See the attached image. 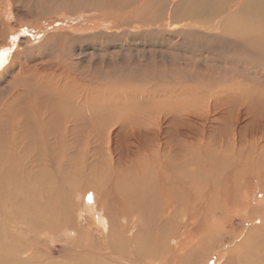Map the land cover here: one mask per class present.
I'll return each mask as SVG.
<instances>
[{
  "label": "bare ground",
  "instance_id": "1",
  "mask_svg": "<svg viewBox=\"0 0 264 264\" xmlns=\"http://www.w3.org/2000/svg\"><path fill=\"white\" fill-rule=\"evenodd\" d=\"M114 1L0 62V264H264V0Z\"/></svg>",
  "mask_w": 264,
  "mask_h": 264
},
{
  "label": "rangeland",
  "instance_id": "2",
  "mask_svg": "<svg viewBox=\"0 0 264 264\" xmlns=\"http://www.w3.org/2000/svg\"><path fill=\"white\" fill-rule=\"evenodd\" d=\"M0 1L4 4L6 3L5 12H4V15H2V17H3L2 18L3 20L1 22L2 24L0 23V62L9 59L11 57V55H13V54L22 55L23 54L22 52L24 51L23 50L24 47L29 45V44H30L29 46H35V45L40 44V42L44 39V35H46L48 33V31L49 32L55 31L56 28L57 29L60 28L59 30H61V29L68 30L70 28L69 31L71 30V28H73V30H74L77 28V26H79V25L81 26V24L83 23V19L85 17H86L85 20H89V18H87L89 15L90 16L92 15L94 17L95 15L101 16V13L102 14L107 13L108 17L110 15V18H111V16L112 17L114 16L111 12L112 9H115L117 5H120V3L116 4V2L114 0H97V5L94 8L84 9V8L79 7L80 6L79 2L88 3L91 1H95V0H51L52 4H53V2L54 3L60 2V3L64 4V6H63V8L57 9L56 11H54L55 13L54 12L48 13L49 8L46 9V8H44V6L41 5L46 0H9V1L8 0H0ZM181 1H183V0H178V1L174 0L173 4L176 5V4L180 3ZM185 1H187V0H185ZM188 1H191V0H188ZM104 2L107 3L108 6H105ZM70 3H72V5H70ZM99 3L102 4V7L104 10L97 11V6ZM77 5H78V7H77ZM17 11H19V13ZM17 14H19V15H17ZM46 17H48V18H46ZM65 18H67V19H65ZM6 25H8V26H6ZM6 27H8V30ZM120 28H123V27H117L114 30L113 29H108V30L109 31H118ZM83 32H84V30H83ZM63 33L66 34L67 31L63 32ZM118 33H119L118 34L119 41L116 43V48L120 49L119 44L120 45L127 44L129 42V38H128L127 34L124 32H121V30H119ZM150 40H151V38L148 37V39L146 40V45L143 46L144 42H142L141 40L138 39V40L132 42L130 48H137V49H143L144 48L145 49V48L153 47V45H156L157 46V47H155L156 49H158V50L161 49V47L158 46L159 43L153 44L152 40L151 41ZM68 41H69L68 43L65 42L64 44H61L58 49L56 47H52V46H51V48L53 51H56V50H57L56 52L59 51L58 53H62L61 51L63 50L65 52H67V54H69V55L75 53L78 55V57H82L80 53L85 50V48H86L85 43L84 42H75V43L73 42V43H71V40H68ZM106 43H107V41L104 44H106ZM163 43L165 44L166 42L164 41ZM111 45H114L113 42H111ZM124 49H126L125 46H124ZM46 51H48V50H46ZM48 53L51 54L52 52L48 51ZM105 55H107L105 60L104 59H97L99 65H100L101 73H103V74H104V70H108L112 67H120V66H123L124 64H127V63L134 65V64L142 62V64H144L143 62L150 61V60L145 61V59L143 57L138 56L135 53L131 54L129 52L125 55H122L121 57H116L115 53L112 51L111 52L105 51ZM110 56H114L118 61L112 67L106 69L105 67H103V63L105 65L110 64L109 61L107 60L108 58H110ZM94 65H95V60H90V59H86V58L80 63V67L85 70V73H88V72L91 73ZM260 196L261 195H259L258 198H260ZM262 197H264V196H262ZM82 200L84 201V204H85L84 206L87 207V208H85V213L86 214H95L96 222H97V224H99V217L96 214L97 213L99 214L100 212L95 209L96 203H95L94 193L89 191V192H86V194H84V195L81 194L80 196L77 197L76 203L77 202L80 203V202H82ZM89 211H90V213H89ZM238 212L239 211L237 210L236 213H238ZM244 219L246 222H248L247 216H245ZM254 221L256 223L260 222L259 218H257V217L254 218ZM64 238H66V237H64ZM52 244L53 245H51V246H54V247L52 248L51 251L53 253L54 259L56 257L58 259L59 256L65 255L64 261H69V259L71 258V255L69 253V246H67L66 243H63V242L59 243V241H57V240L53 241ZM63 247H64V249H63ZM227 247H229V246H224L225 250L227 249ZM63 251H65V253H61ZM55 254H59V255H55ZM225 256L226 255H225V252L223 251V249L222 250L221 249L216 250L215 252H213L210 255L208 263L210 262L209 264H216V263H218V261L222 262L224 260ZM141 259H143V258H141ZM138 261L141 262L142 260H136V262H138Z\"/></svg>",
  "mask_w": 264,
  "mask_h": 264
}]
</instances>
